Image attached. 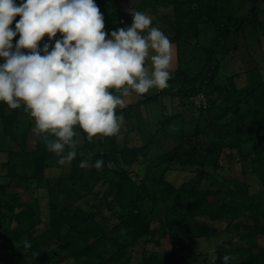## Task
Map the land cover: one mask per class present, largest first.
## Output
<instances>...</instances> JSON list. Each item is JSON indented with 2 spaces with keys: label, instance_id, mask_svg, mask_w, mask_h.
I'll use <instances>...</instances> for the list:
<instances>
[{
  "label": "trees",
  "instance_id": "1",
  "mask_svg": "<svg viewBox=\"0 0 264 264\" xmlns=\"http://www.w3.org/2000/svg\"><path fill=\"white\" fill-rule=\"evenodd\" d=\"M22 2L23 0H15L17 5ZM94 2L105 19V14L116 18L121 8L129 7L130 4L135 5L136 1L94 0ZM149 2L157 9L160 8L159 11L161 8L167 9L161 17L170 23L171 31L173 30L170 36L173 39L180 41L185 37L188 41L197 37L203 21L219 31L218 37L214 40L215 43H219L221 37L225 35L223 29L225 24L227 27L225 33L229 34L232 29L240 30L245 24L258 22L259 6L264 0H253L251 8L253 18L249 20L230 15L232 5L230 0H140L136 10L140 11V8L147 6ZM210 50L208 59L212 62L216 49ZM29 51H26V54ZM218 70L217 62L215 69H210L207 76L197 74L189 80L185 78L181 83L180 93L191 95V98L201 96L205 100V105L198 106L194 102L195 114L190 116L189 120L182 118L183 114L164 118L161 123L163 132L159 133L160 130L154 132L143 145L118 149L115 135L110 137L98 135L89 141L81 130L84 136L82 148L90 149L94 153L92 155L89 152L77 153L71 162L70 174L61 175L58 180L67 184V192L77 189L83 192L84 197H90L103 184H108L107 189L114 187L116 189L114 200L124 210L121 223L117 226L119 230L124 231L123 237L113 236L107 240L106 230L101 229L102 226H97L101 233L95 235L86 230L83 232V244L78 249L72 248L73 234L78 232L77 222L84 213L81 204L78 205L82 198L63 206L60 204L61 197L56 200L49 199L46 219L41 218L36 207L24 199L19 188L23 187L25 192L31 190L33 193L39 185L49 188L52 181L46 175V168L49 165V156L55 157V154L47 150L43 134L38 135L37 142L31 150L25 147L22 149L25 157L21 164L11 160L2 163L0 177L3 175L10 177L15 188H10L9 184H0L2 222L0 264H61L82 259H87L85 264H110L113 260L118 261L130 245L134 249L142 243L144 251L141 264H180L178 253L182 248L190 251L188 256L192 264L199 260L198 257L204 255L202 252H192L193 241L195 239L210 241L224 229L232 233V239L213 247L215 259L211 261L210 255L206 254L202 264H223L222 258L225 254H231L238 259L237 256L240 257L238 253L242 250L247 252L242 264H264V203L253 196L249 212L243 213L240 208L224 199L222 190L215 183L209 184L208 187L201 186L200 182L193 184L189 195L183 196L180 188L167 178V173L175 170L176 164L195 167L199 169L198 174L202 179L207 178L208 175L203 174L205 168L213 167V170L217 171L222 165L221 161L228 158L230 163H243L242 174L245 175L249 171L255 173L264 189V148L259 144L260 137L264 135V80L254 86L239 87L233 81L235 77L233 76L232 82L222 84L215 81V73ZM152 98L148 96L137 104L148 103ZM19 112L20 108L11 109L4 102H0V123L3 132L0 141L6 136L10 143H18L16 132L21 123ZM179 118L182 119L183 125L180 129L166 130L173 123H178ZM201 119L209 124L203 127ZM206 135H212L207 143L202 139ZM175 136L178 138H174ZM7 150L0 148V151ZM89 156L93 164L96 160L102 159L101 168H81L79 166L81 161L88 159ZM122 163L128 168L112 170L111 164L120 167ZM136 166L143 167V170L134 172ZM3 169L7 172H2ZM87 170L89 175L86 174ZM131 180L138 183L136 188L129 191L133 198L129 197L123 184L124 181ZM147 180L157 182V191L152 199L154 205L146 212L142 203L149 197ZM104 205L112 210V202H104ZM98 211L100 213L101 210L92 211L90 216L95 217L99 214ZM202 214L208 217V221L196 219ZM31 218L34 220L30 224L31 229L25 228V221ZM224 220L227 221L224 228L213 224ZM42 223L43 227L39 228ZM35 226L37 229L34 233ZM25 237L28 240L24 241ZM107 241L113 243L117 250L114 252L115 255L104 258L98 245ZM25 242L30 244V247H25ZM49 242L53 245L56 243L54 247L60 254L57 252L55 257L49 255L54 248L53 246L45 248ZM150 244L155 245L157 251L145 249ZM62 252L68 255L67 259H60Z\"/></svg>",
  "mask_w": 264,
  "mask_h": 264
},
{
  "label": "rangeland",
  "instance_id": "2",
  "mask_svg": "<svg viewBox=\"0 0 264 264\" xmlns=\"http://www.w3.org/2000/svg\"><path fill=\"white\" fill-rule=\"evenodd\" d=\"M135 1L137 2H134L135 5L130 4L129 7L121 8L116 18H112L113 16H110V14L106 11V13L109 14H105L104 19V31L106 33L110 34L116 29L127 28L131 26L133 22L131 14L135 13L138 3L140 4V0ZM230 1H232V5L230 6V11L232 12H230L231 16L243 20H249L253 18V14L251 12L253 0ZM132 2L133 1H131V3ZM154 6L155 5L152 2H149L147 6L144 5V7L140 8L139 12H143L150 16L153 21L152 26L158 27L161 31H163L173 44V61L170 68L171 77L168 81V87L164 88L162 93V89L153 88L143 95L131 91L129 96L122 97V99H124V107H118L116 109L117 116L122 117L120 130L115 135L118 149H122L125 146L132 147L143 145L148 142L149 138L154 132L160 130L159 133H162L163 131L161 130V123L164 118H170L173 115L183 114L184 116L182 118L189 120L190 116L192 117L195 114L194 108L196 105L193 98H191V95L180 93L181 83L185 78L189 80L197 74H203V76H207L210 69H215L217 62L219 63V70L215 73V81L218 83L225 84L226 82H232L233 76H235L233 81L239 87L254 86L264 80V2H261L259 6L260 10L258 13V22H255L251 25L245 24L240 30H234L230 27L232 30L229 34L225 33L227 28L225 24L223 27L225 35L224 37L220 36L221 39L219 43L214 42V40L219 35V31L213 25L203 23V21L200 25V34L197 37L188 41L185 40V37L180 41L173 39L170 36L171 32L173 31H171L170 23L161 17V14L165 13L167 9L161 8L159 11L160 8L157 9L156 6ZM19 19L20 16H16L12 25H10L13 30H15V24L19 21ZM61 38L62 34L59 32H57L56 37L52 38L51 40L46 35L39 42L38 48L42 49L45 43H49V51H51L54 47L55 41ZM18 39L19 34L13 38L12 43L14 48ZM212 45L214 46L212 47ZM212 48H215L216 52L214 60L210 62L208 56L211 51L210 49ZM21 51L26 54V51L29 50L22 49ZM4 62V59L0 58V65H2ZM148 63H150V61H146V64ZM109 91L114 95L119 96L123 90L118 92L116 89H109ZM148 96L153 97L150 102L143 103L142 105L137 104L138 102L145 100ZM24 109L25 106L22 104L18 114L21 123L16 132L18 143H10L9 138L7 139L6 136L1 138L3 140L0 141V148H7L8 152L0 151V166L2 163L8 160H11L17 164H21L25 157L22 149L25 147V149L27 148L28 150H31L37 142L39 134H37L35 122L29 113ZM181 120L182 119L179 118L178 123H173V125L169 128L167 127L166 130L170 131L177 128L180 129L181 126H183ZM201 120L203 127H206L209 124V122L203 119ZM1 124L2 123H0V136H2L3 133ZM74 131L78 133L74 139H79L81 141L77 148V153L83 154L85 152H89V154L92 155L94 151L82 148L84 144V136L78 125L74 126ZM211 137L212 135H206L202 139L205 141V143H207L211 140ZM50 138L54 139L55 137ZM174 138L178 137L175 136ZM259 144L261 148H264V135L260 137ZM54 156L55 157L49 156V165L46 168L47 177L52 179L49 188L48 186L46 187L39 185L37 186L38 190L34 189L33 193L31 190L30 192H25L23 187L21 189L19 188V191L24 195V199L30 205L36 207V211L39 212L41 218L46 219L49 199L56 200L58 197H61L60 204L63 206L69 202L74 203L76 200H80V198H82L78 205L81 204L84 209V213L77 222L78 232H74L73 234L74 239L72 242L74 243H71L72 248L78 249L80 245L83 244V232L86 230H89L87 232H91V234L93 233L98 235L101 233V229L104 228L106 230L104 231L107 232L106 234L108 235L107 240L113 236H125L123 235L124 231L119 230V227H117L119 223H121V215H124V210L121 205L114 200L116 189L114 187L107 189L108 184H103L97 188V190L91 194L90 197H84L83 192L77 189L67 192V184L60 182L58 178L61 175L64 176L70 174L71 163L61 166L57 163L58 157L56 155ZM197 158L199 159V155ZM201 159L202 158L200 157V160ZM221 164V167L217 169V171L213 170V167L205 168L203 174L206 173L208 177L203 179L198 174L199 169L191 166L184 167L181 164H176L174 167L175 170L169 171L167 173V178L180 188L183 196L189 195L190 187L193 184L195 185L200 182L201 186L208 187L210 186L209 184L215 183L216 186L220 187L222 190V196L224 199H227V202L240 208L243 213L249 212L250 200L253 196L264 203L263 185L255 173L249 171L245 175L242 174L241 171L244 170L243 163H230L228 158H225L223 161H221ZM111 167L112 170H118L119 168L123 167L128 168V166L124 165L123 163L120 165V167L113 164H111ZM140 167L136 166L134 168V172L138 170L142 171L143 167ZM2 172L6 173L7 171L6 169H3ZM86 174L89 175L88 170L86 171ZM188 182L189 184H185ZM0 184H9L10 188H15V184L12 182L11 178L8 176L6 177L5 175L0 177ZM123 184L125 185V189L128 193L131 189L138 186V183L132 180L124 181ZM146 184L149 197L144 203H142V206H144V211L151 209V207L154 205L152 199L154 198L157 191V182L155 180H147ZM129 197L133 198L134 196L133 194L129 193ZM104 202H112V210L106 208ZM96 210L101 211L100 213L98 211L99 214L95 217L90 216L91 212H95ZM157 212L159 213V211ZM37 219L38 218H35V220ZM196 219L200 221H208V217L203 214L199 215ZM32 221H34L33 218H31V220L25 221V228H30ZM0 223L2 222L0 221ZM226 223V220L222 222H213V224L219 228H224ZM43 224L44 223L40 224L38 227H43ZM97 226L102 227L100 229ZM35 229H37V226H35L33 229L34 233L36 232ZM229 239H232V233L225 231V229L218 235L212 237L210 241L205 239H195L193 241L194 243H192V252L198 251L202 252L204 255L209 254L213 247H217L219 244ZM26 240H28L27 237L24 238V241ZM123 240H125V238ZM235 241L239 244L237 239H235ZM54 244L56 245V243ZM55 245H53L52 242H49L46 244L45 248L48 246L49 249ZM98 249L103 254L104 258L115 255L114 252L117 250L116 246L109 241L100 243L98 245ZM145 249L148 251H157L155 245L152 244H150ZM183 249L184 248H182V250H180L178 253V261L182 264H190L191 260L190 256H188L190 251ZM143 251V243L134 249L132 245H130L128 249L124 251V255L119 257L120 259L118 261L113 260L110 262V264H141ZM57 252L60 254V252L54 247L49 255L51 257H55L57 256ZM238 254L240 257L237 256L238 259H235L230 264L243 263V259L247 252L242 250L241 253ZM204 255L198 257L199 260L192 264H202ZM67 256L68 255H64L62 252L60 259L65 260L67 259ZM215 256L210 255V260L213 261ZM86 260L87 259H82L70 263L63 262L61 264H85Z\"/></svg>",
  "mask_w": 264,
  "mask_h": 264
},
{
  "label": "clouds",
  "instance_id": "3",
  "mask_svg": "<svg viewBox=\"0 0 264 264\" xmlns=\"http://www.w3.org/2000/svg\"><path fill=\"white\" fill-rule=\"evenodd\" d=\"M131 15L130 27L109 34L94 0H23L20 5L0 0V58L5 61L0 65V102L11 109L25 106L37 134H43L47 150L61 166L75 159L81 143L74 139V126L89 141L98 135L114 136L121 127L116 109L124 107L122 97L168 87L172 42L152 26L150 16L139 11ZM16 16L20 19L13 30ZM57 32L62 38L51 51L49 43L38 48L43 37L51 40ZM22 49L30 51L25 54ZM109 89L123 91L118 96ZM102 165V159L93 164L89 156L79 166ZM25 247L30 244L25 242ZM209 254L215 256V249ZM235 259L231 254L222 258L223 264Z\"/></svg>",
  "mask_w": 264,
  "mask_h": 264
},
{
  "label": "built area",
  "instance_id": "4",
  "mask_svg": "<svg viewBox=\"0 0 264 264\" xmlns=\"http://www.w3.org/2000/svg\"><path fill=\"white\" fill-rule=\"evenodd\" d=\"M193 100H195L198 106H202L203 104H205V100L201 96L194 97Z\"/></svg>",
  "mask_w": 264,
  "mask_h": 264
}]
</instances>
